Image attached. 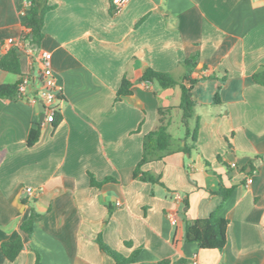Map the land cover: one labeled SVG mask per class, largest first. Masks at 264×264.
<instances>
[{"label":"crops","instance_id":"1","mask_svg":"<svg viewBox=\"0 0 264 264\" xmlns=\"http://www.w3.org/2000/svg\"><path fill=\"white\" fill-rule=\"evenodd\" d=\"M29 1L53 6L40 46L22 38L25 0H0V59L16 48L21 68L0 69V84L30 81L26 94L0 97V264H35L37 255L42 264H117L100 234L126 258L138 250L134 264H264V86L253 78L264 69V0H130L119 11L112 0ZM44 52L62 87L57 125L30 99ZM194 54L197 149L143 165L159 183L134 178L158 108L181 101L180 85L142 74L151 67L183 81ZM125 76L132 93L117 99ZM32 128L40 138L28 146ZM184 134H172L177 145ZM32 210L28 235L21 223ZM212 214L229 221L221 251L185 239L186 222ZM18 235L24 248L9 261L1 243Z\"/></svg>","mask_w":264,"mask_h":264},{"label":"trees","instance_id":"2","mask_svg":"<svg viewBox=\"0 0 264 264\" xmlns=\"http://www.w3.org/2000/svg\"><path fill=\"white\" fill-rule=\"evenodd\" d=\"M53 6L46 5L39 8L34 2L29 6L28 12L25 15L23 25L26 28L22 32V38L26 39L34 46H40L44 33L45 16ZM198 54L183 61L186 67V74L183 81L177 80L170 72L158 71L153 68H147L142 74V80L145 82H157L161 88H170L176 85L181 87V101L178 107L174 106H160L158 108V122L156 127L144 136L143 140V155L140 162L134 169V178H139L142 181L159 183L160 176H156L150 171L142 170V166L163 160L169 154L177 151L192 152L197 149L198 131L200 127L199 117L195 114V102L193 100L191 91L198 78L192 77L194 69L198 66ZM0 69L11 72L14 74H21L20 59L16 48H11L0 59ZM254 81L264 86V69H260L253 75ZM21 81L14 84H0V97L1 98H14L18 95V87ZM187 82V84L185 83ZM132 82L125 76L121 82V86L117 92V99L122 96L130 95ZM213 102L220 103L219 93L214 96ZM178 108L181 110V123L183 125L185 134V144H176L174 137L170 132V127L173 124V110ZM61 120V115L58 113L53 122L57 125ZM40 138V129L32 128L27 138V145L33 146ZM107 180V179H106ZM91 184L93 186L102 184L98 182L93 175H91ZM220 194L226 196L228 190L221 188ZM112 214V209H109V216ZM39 214L32 210L30 215L21 223V230L28 235L34 232L35 220ZM229 221L225 218L217 217L215 214L207 218H201L194 221H188L185 225V239L187 242H196L204 249L223 250L227 243V231ZM97 243L102 251L112 256L117 264H134L135 257L138 250L134 254L126 258L112 247H110L98 235ZM24 248V242L21 235H18L13 240L3 241L1 243V250L4 256L9 261H14ZM181 264H186L182 259L179 261ZM42 264L39 255H37L36 263ZM157 264H170L169 260H163Z\"/></svg>","mask_w":264,"mask_h":264},{"label":"built area","instance_id":"3","mask_svg":"<svg viewBox=\"0 0 264 264\" xmlns=\"http://www.w3.org/2000/svg\"><path fill=\"white\" fill-rule=\"evenodd\" d=\"M130 0H112V5L116 11L121 10ZM26 5L29 7L31 1L25 0ZM13 39H10L12 42ZM42 63V86L38 93L31 95V101L39 105L42 102L45 105V121L53 123L55 117L60 113V108L57 106L59 93L62 87L57 83L53 68H52V55L50 52H44L41 57ZM30 81L28 77H24L18 87V94L24 95L29 91ZM232 167H236V163L231 164ZM248 182H252L249 179ZM27 192H32V188L28 187ZM176 199H180V195L176 193L174 195ZM172 224H177L176 216H170Z\"/></svg>","mask_w":264,"mask_h":264},{"label":"rangeland","instance_id":"4","mask_svg":"<svg viewBox=\"0 0 264 264\" xmlns=\"http://www.w3.org/2000/svg\"><path fill=\"white\" fill-rule=\"evenodd\" d=\"M174 118V125L169 129L174 136H181L183 134V128L181 124V116L176 115L173 117Z\"/></svg>","mask_w":264,"mask_h":264},{"label":"water","instance_id":"5","mask_svg":"<svg viewBox=\"0 0 264 264\" xmlns=\"http://www.w3.org/2000/svg\"><path fill=\"white\" fill-rule=\"evenodd\" d=\"M39 111L41 112V119L44 120L45 118V105L40 102L39 104Z\"/></svg>","mask_w":264,"mask_h":264}]
</instances>
